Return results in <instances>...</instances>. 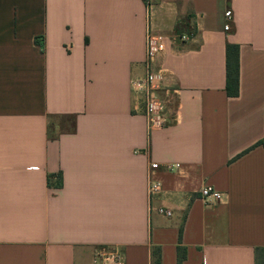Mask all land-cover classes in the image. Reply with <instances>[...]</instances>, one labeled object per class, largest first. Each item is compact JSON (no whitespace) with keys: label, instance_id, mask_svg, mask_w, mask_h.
Masks as SVG:
<instances>
[{"label":"crops","instance_id":"obj_1","mask_svg":"<svg viewBox=\"0 0 264 264\" xmlns=\"http://www.w3.org/2000/svg\"><path fill=\"white\" fill-rule=\"evenodd\" d=\"M150 30L166 48L165 88L179 92L178 122L152 135L131 90ZM151 162L181 166L154 172L153 198ZM207 186L224 200H199ZM114 247L125 264H152L154 248L178 264L179 247L182 264H255L264 0H156L149 15L144 0H0V264H91Z\"/></svg>","mask_w":264,"mask_h":264},{"label":"built area","instance_id":"obj_2","mask_svg":"<svg viewBox=\"0 0 264 264\" xmlns=\"http://www.w3.org/2000/svg\"><path fill=\"white\" fill-rule=\"evenodd\" d=\"M144 2L149 15L156 0H144ZM226 17L228 20L233 19L230 12L226 14ZM225 30L229 31L230 26H226ZM165 52L166 48L162 40L158 36L153 35L150 30L146 37L144 74L131 80L134 112L145 116L147 130L150 135L176 124L179 118L177 110L174 112L169 111V104L172 105L178 100L179 92L171 88H165L169 71L166 68L157 66L159 57ZM163 90L165 91L166 99H163L159 95V92ZM180 168L179 164L162 166L151 162L149 166L150 182L148 187L150 198L163 193L162 184L153 179L154 172L164 170L172 173L179 171ZM197 198L206 205H209L222 202L224 195L213 187L207 186L198 192ZM159 212L167 217L172 216V212L164 208L160 209ZM91 264H125V258L118 247L99 248L94 251Z\"/></svg>","mask_w":264,"mask_h":264},{"label":"trees","instance_id":"obj_3","mask_svg":"<svg viewBox=\"0 0 264 264\" xmlns=\"http://www.w3.org/2000/svg\"><path fill=\"white\" fill-rule=\"evenodd\" d=\"M227 93L230 97H238L240 91V67H239V47L228 46L227 48ZM186 259V250L182 247L178 249V264H182ZM152 264H162V253L160 248H154L151 252ZM255 264H264V248L256 251Z\"/></svg>","mask_w":264,"mask_h":264}]
</instances>
